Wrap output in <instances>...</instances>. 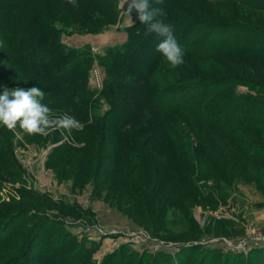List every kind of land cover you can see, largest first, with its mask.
I'll list each match as a JSON object with an SVG mask.
<instances>
[{
    "label": "rangeland",
    "instance_id": "374dc122",
    "mask_svg": "<svg viewBox=\"0 0 264 264\" xmlns=\"http://www.w3.org/2000/svg\"><path fill=\"white\" fill-rule=\"evenodd\" d=\"M80 1L98 10L93 0ZM209 1L173 0L172 10L176 16L183 10V17H203L198 19L203 22L215 21L206 16L214 11L228 25L251 22L264 29L263 9L223 0L212 3L216 7L211 9ZM121 3L117 15L102 17V31L87 29L92 16L72 14L65 0L51 16L64 28V43L90 49L97 58L105 52L85 42L99 43L90 34L116 35L117 41L124 36L111 29L127 24L122 22ZM193 31L202 34L195 40L197 53L184 49V62L176 68L162 58L155 75L167 84L193 81L202 87L208 82L207 105L217 108H208L213 113L208 111L203 121L184 111L149 106L114 131L108 115L116 97L105 84L107 71L94 59L87 80L91 95L42 101L54 116L70 115L82 122V130L40 136L0 126V230L9 223L8 228L20 226L12 241L0 246V264H36L24 257L37 243V231L48 248L59 247L53 258L58 264H75L82 255L90 256L89 264L264 263V35H210L207 26ZM215 40L223 43L217 50L211 46ZM1 50L0 92L39 87L32 79L25 81L10 65L13 57L6 59ZM75 105L78 116L72 113ZM234 107L240 112L237 119L257 114L261 124L219 135L213 119L230 116ZM95 185H100L98 191ZM37 200L45 203L42 214L32 210L15 219L17 209H34L30 202ZM53 203L62 206L65 215Z\"/></svg>",
    "mask_w": 264,
    "mask_h": 264
},
{
    "label": "trees",
    "instance_id": "16d2710c",
    "mask_svg": "<svg viewBox=\"0 0 264 264\" xmlns=\"http://www.w3.org/2000/svg\"><path fill=\"white\" fill-rule=\"evenodd\" d=\"M172 1L149 0V3L151 8L162 11V14H158L154 21L171 24L175 38L183 49L194 50L197 53L198 48L195 40L202 34L193 30L199 27H209L211 29L210 35L213 33L218 35H264V29L253 25L251 22H242V25L239 23L228 25L219 17V13L214 11H209V14L206 13V16L215 19L213 22H203L204 20H198L203 17H191L190 14L183 17L181 16L183 10L176 16L172 10ZM220 1L222 0H210L209 6L213 9L216 7L214 2ZM223 1H233L242 6L264 10V0ZM62 2L63 0H0V46L4 52L0 50L6 59L13 57V61L9 62L10 65L22 72L25 81L32 79L34 83H37L45 93V97L72 95L78 98H86L91 95L92 92L87 86V80L94 59H98L108 73L105 84L111 85L116 97L108 115L109 127H116L113 129L114 131L131 124L140 114H144V109L149 106H155L161 111H184L202 121L204 120L203 116L208 114V108H217L216 105H207L209 90L206 84L208 82L202 87L193 81L185 83L187 86L174 82L167 84L155 75L163 63V57L156 51V46L161 38L155 33H149L148 26L139 23L137 19L128 28V40L124 44L107 47L105 54L99 55L97 58L94 57L90 49H87L88 52H86V50L68 46L62 39L64 28L59 27L51 16V13L60 12L56 6ZM65 2L66 5L69 4L68 0ZM93 2H96L98 10L89 2H83V4L80 0H76V6L69 4L71 8L67 11L75 15L78 14V16H92L91 26L86 28L91 31H102L106 27L104 23H101L104 19L102 17L109 18V16L113 17L114 14L117 15L120 0H93ZM173 19L175 21H172ZM225 27L232 28V33H227ZM246 38L245 41H250ZM201 40H203L202 37ZM225 40L226 37H223V42ZM222 45L223 43L220 44L215 40L211 46L213 50H217L216 48H220ZM252 51L254 52V50ZM194 84L196 85L193 86ZM178 87H182V89ZM215 87L212 90L215 91ZM170 91L172 95L166 96ZM175 94H179L178 98L180 99H176L177 95ZM199 98H201V102H199ZM78 108V105L73 107V115L78 116ZM229 112H231L230 116H227L226 113L218 117L216 121L213 119L214 128H217V133L221 136H227L237 127L242 126L246 129L250 126L260 125L262 122L257 114H253L248 120L237 119L240 112L235 107L231 108ZM232 115L234 119L231 118ZM120 139V136L117 140L114 139L116 145L120 143ZM99 188L100 185H95V190L98 191ZM192 188L196 191L195 187L192 186ZM30 203L36 208L23 206L17 209L15 214L14 212L11 214H14L16 219L22 215H31L32 210H35V213H43L45 203H40L38 200ZM53 207L58 209L59 214L65 215V211L58 203H53ZM21 212L22 214H20ZM7 226L5 227L6 230H0V246L10 243L15 232L17 233L18 228H20L19 225L10 228ZM36 235L38 241L37 243L35 241L33 246L30 245L31 251L26 254L24 259H31L36 264H58L53 261L55 250L59 249L56 247L57 244L48 248L47 241L39 236V231L36 232L35 237ZM89 257L83 258V255L81 258L77 257L78 262L75 261V264L80 262L89 264Z\"/></svg>",
    "mask_w": 264,
    "mask_h": 264
},
{
    "label": "clouds",
    "instance_id": "9594fccd",
    "mask_svg": "<svg viewBox=\"0 0 264 264\" xmlns=\"http://www.w3.org/2000/svg\"><path fill=\"white\" fill-rule=\"evenodd\" d=\"M69 4L76 6V0H68ZM127 3L123 13L133 22L132 14L141 24L148 26L149 33L157 34L161 39L156 46V51L172 67L181 65L185 50L177 42L173 26L163 21H154L160 9H153L149 0H122L121 8ZM45 93L40 87L5 88L0 92V126L9 131L17 128L27 135L47 136L51 131L67 130L69 133L75 129L80 131L84 124L75 117L64 115L56 117L53 110L45 103Z\"/></svg>",
    "mask_w": 264,
    "mask_h": 264
},
{
    "label": "crops",
    "instance_id": "0c3cea01",
    "mask_svg": "<svg viewBox=\"0 0 264 264\" xmlns=\"http://www.w3.org/2000/svg\"><path fill=\"white\" fill-rule=\"evenodd\" d=\"M126 4L123 6V8L127 7ZM123 8H121L120 15H121V17L123 16L122 22H124L125 24L127 23V24L123 25L124 26V27H122L123 29L119 26H114L113 28H111V29L120 30V32H118V33H121L122 35H124L122 37H119V38H121L120 40L117 41V39L114 38V37H117L116 35L104 34V32H103L104 35L102 33L90 34V35H95V37L97 39H100L99 43H97L96 41L90 42L91 39H88L87 41H89V42H85V43L91 44V46L94 47L96 51L100 50L99 53H104L105 50L107 49V47H109V46H115L117 44L123 43L128 38V27H131L135 23V16H133V15H132L133 22L130 21L127 16L125 19V14L123 13ZM120 20H121V18H120ZM119 23H120V21H119ZM63 40H64V38H63Z\"/></svg>",
    "mask_w": 264,
    "mask_h": 264
},
{
    "label": "built area",
    "instance_id": "2783aa9c",
    "mask_svg": "<svg viewBox=\"0 0 264 264\" xmlns=\"http://www.w3.org/2000/svg\"><path fill=\"white\" fill-rule=\"evenodd\" d=\"M95 70H97V68H95ZM95 70H94V71H95Z\"/></svg>",
    "mask_w": 264,
    "mask_h": 264
}]
</instances>
